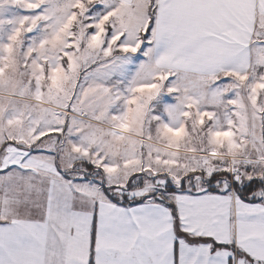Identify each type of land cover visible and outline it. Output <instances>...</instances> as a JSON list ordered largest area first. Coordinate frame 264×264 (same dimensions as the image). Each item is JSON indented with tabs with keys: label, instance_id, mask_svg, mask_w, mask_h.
Masks as SVG:
<instances>
[{
	"label": "snow or ice",
	"instance_id": "6c2138e0",
	"mask_svg": "<svg viewBox=\"0 0 264 264\" xmlns=\"http://www.w3.org/2000/svg\"><path fill=\"white\" fill-rule=\"evenodd\" d=\"M0 264H264V0H0Z\"/></svg>",
	"mask_w": 264,
	"mask_h": 264
}]
</instances>
